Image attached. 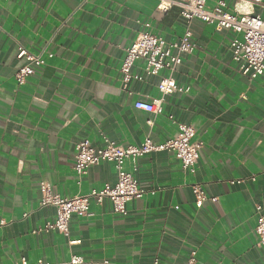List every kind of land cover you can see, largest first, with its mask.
<instances>
[{
  "label": "crops",
  "instance_id": "crops-1",
  "mask_svg": "<svg viewBox=\"0 0 264 264\" xmlns=\"http://www.w3.org/2000/svg\"><path fill=\"white\" fill-rule=\"evenodd\" d=\"M162 1H0V264H67L72 255L97 264H186L193 253L195 264H264L256 232V205L264 208V75L240 72L231 51L236 33L195 18V51L173 73L156 76L138 61L133 70L143 80L125 90L120 69L143 23L167 42L188 28L184 0ZM226 2L232 11L234 0ZM253 10L264 20V0ZM20 46L45 59L24 83L15 77L26 63L17 58ZM170 75L191 90L164 96L158 84ZM162 97L160 114L135 107ZM181 123L192 124L203 143L195 172L168 151L141 157L136 170L127 161L146 193L126 214H116L109 199L92 201L88 214L72 217L68 233H34L56 219L54 207L39 205L42 180L62 197L116 183L109 162L76 172L80 141L140 145L149 136L159 144ZM195 183L217 201L197 207Z\"/></svg>",
  "mask_w": 264,
  "mask_h": 264
},
{
  "label": "built area",
  "instance_id": "built-area-1",
  "mask_svg": "<svg viewBox=\"0 0 264 264\" xmlns=\"http://www.w3.org/2000/svg\"><path fill=\"white\" fill-rule=\"evenodd\" d=\"M1 1V0H0ZM209 0H184L181 5V15L187 21L188 28L184 35L173 42H167L163 37L152 31L151 22L143 23V30L135 41L127 48L126 56L121 66L123 87L128 89L133 80H143L141 74L134 73L135 64L143 60L145 72L148 75H159L163 70L173 73L183 62L185 55L192 54L196 44L192 40V31L189 28L191 21L195 18L201 19L208 24H214L217 32L233 31L236 33L231 42L233 59L239 64L240 72L256 79L264 75V20L254 12V7L263 0H234L232 11H229L226 0H219L212 8H207ZM164 6L172 2L162 1ZM245 4L251 5V11H241ZM52 56V55H51ZM18 59H25L26 63L19 67L15 77L19 83H24L35 73L34 65L45 64L43 53L34 54L25 47L20 46ZM161 93L166 96L173 94L176 90L189 92L190 87H179L175 79L170 76L161 78L158 84ZM164 98L151 101L138 100L135 107L153 114L163 112ZM149 120V123H152ZM196 128L189 123L179 124V132L171 139L162 143H154L148 136L140 145H120L104 137V146L94 147L89 139H84L77 144L75 170L79 175L85 174L93 165L109 162L117 170V181L114 185L106 184L102 189H92L88 194L76 195L74 197H62L55 191L54 187L47 181L40 182L41 198L40 207H54L56 209L55 221L47 222L43 227L34 231L41 234L44 231L57 230L68 233L71 219L74 215L88 214L92 201L102 203L109 199L112 202L116 214H126L127 204L137 198H141L146 191L139 185V181L125 169V163L131 161L137 169L138 160L153 152H172L182 164L184 169L195 172V167L200 158V150L203 143L195 141ZM252 180H256L255 177ZM238 179L233 183H241ZM197 207H202L206 202H216L217 197H209L205 187L201 183L192 185ZM258 213L256 232L259 236L260 246L264 247V208L261 204L256 205ZM28 214H25L27 216ZM2 225L5 222L1 223ZM195 253L186 264H195ZM158 260L155 261V264ZM22 264L29 263L23 259ZM36 264H45L39 261ZM67 264H97L93 260H86L81 255H72ZM100 264H112L104 259Z\"/></svg>",
  "mask_w": 264,
  "mask_h": 264
},
{
  "label": "clouds",
  "instance_id": "clouds-1",
  "mask_svg": "<svg viewBox=\"0 0 264 264\" xmlns=\"http://www.w3.org/2000/svg\"><path fill=\"white\" fill-rule=\"evenodd\" d=\"M241 11H251V5L245 4L241 7Z\"/></svg>",
  "mask_w": 264,
  "mask_h": 264
}]
</instances>
